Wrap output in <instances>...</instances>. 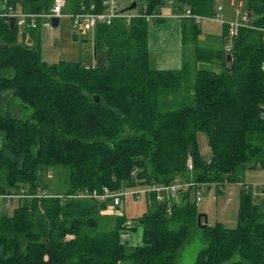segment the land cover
Returning <instances> with one entry per match:
<instances>
[{
	"label": "trees",
	"instance_id": "1",
	"mask_svg": "<svg viewBox=\"0 0 264 264\" xmlns=\"http://www.w3.org/2000/svg\"><path fill=\"white\" fill-rule=\"evenodd\" d=\"M53 1L8 3L43 13ZM102 1L67 0L64 11H102ZM170 1L178 14H215L214 0H144L130 23L118 17L92 31L94 65L50 64L40 27L12 29L0 17V196L20 202L0 216V264H264V208L247 188L233 228L204 225V216L199 224L191 200L193 189L221 193L247 170L264 168V0L246 1L247 21L231 36L230 50L196 47L195 63L219 69L193 67L184 57L180 68L159 69L150 21H164ZM193 16L181 18L184 44L189 28L195 40L201 32ZM224 30L231 33L229 23ZM54 165L68 171L61 191L48 189L45 170ZM176 180L181 203L171 204L163 191L161 199L142 193L148 209L133 220L142 229L137 245L123 239L136 229L126 215L99 230V213L114 201L89 194ZM189 245L197 246L187 261Z\"/></svg>",
	"mask_w": 264,
	"mask_h": 264
},
{
	"label": "rangeland",
	"instance_id": "2",
	"mask_svg": "<svg viewBox=\"0 0 264 264\" xmlns=\"http://www.w3.org/2000/svg\"><path fill=\"white\" fill-rule=\"evenodd\" d=\"M135 0H117L120 10L128 8ZM236 6L231 5V0H214L215 14L213 17H205L200 20L201 32L198 35V39L193 38L191 29L186 32V41L184 44V58L191 63L193 67L199 68H215L219 69L217 64H208L204 62L195 63V50L196 47H205L211 49H221L225 45L232 42L231 34L226 33L224 30V23H230V29L233 28V24H241L243 14L246 11V1L241 0L242 5L239 4V0H236ZM144 0H137L138 7L132 9L133 15L139 14V7H141ZM171 3H167L162 7V14L166 17L171 14ZM222 10H219V8ZM234 8H237L234 12ZM237 10H240V14H236ZM154 20L150 21V27L158 26ZM167 28L171 26L170 23L166 24ZM41 32V51L42 57L50 64L60 63L62 60L83 62L85 64L94 65L95 59V45L92 41V31L86 32L80 29H75L72 26V20L69 15H65L57 27L44 26L40 27ZM167 33V31H166ZM154 55L151 54V58ZM155 57L152 58V65L156 67ZM213 65V66H212ZM215 65V66H214ZM199 142L203 155L206 158H210L211 151L208 144L207 136L204 132L199 134ZM67 170L61 165H54L45 170V176L49 178V191H61L67 185L66 177ZM244 180H238L233 183H227L221 193H219L214 187L203 185L201 190V201L197 203L200 214H205L208 217V224L214 225L219 221H224V225L233 228L238 225V214L243 199L242 189L244 186H248L249 190L253 187L252 192L259 194L262 190L264 183V168L250 169L244 174ZM137 196L133 195V192H139ZM144 191L156 192L149 189H142V186H126L119 194L129 192L122 198V203L119 206H115L110 202L105 209L99 214V230L109 231L113 229L115 219L118 215H126L129 220H135L141 216L147 209V195L142 194ZM164 197L171 198L169 191H163ZM94 196V195H93ZM197 191L192 190L191 200L196 202ZM261 200L260 206L264 203V197L262 195L257 196ZM95 198V197H93ZM11 199V198H10ZM5 196H0V216L12 215L15 209L19 206V199L16 197L10 200ZM182 195H177L175 200H170L172 204L174 201L181 203ZM256 200V199H255ZM10 201V202H9ZM231 219V220H230ZM197 245H189L184 254H193ZM184 256V255H183ZM190 259L187 255V261ZM183 260V258H182Z\"/></svg>",
	"mask_w": 264,
	"mask_h": 264
},
{
	"label": "built area",
	"instance_id": "3",
	"mask_svg": "<svg viewBox=\"0 0 264 264\" xmlns=\"http://www.w3.org/2000/svg\"><path fill=\"white\" fill-rule=\"evenodd\" d=\"M172 1H170L171 3ZM67 5V0H54L53 5L51 8L43 13H33V12H27L23 11L16 6L9 5L8 0H1L0 1V17H4L8 23H10L11 20H14L15 27H18L19 30L24 29H35L39 28L42 25L44 26H53V20L55 18H59L60 20L65 16L69 15V17L72 20V26L75 29H80L86 32L93 31L98 24H111L112 21L115 18L122 17L126 20L127 23H130L132 18L138 16L133 15L131 12H122L119 8V3L117 0H103L102 11H96L95 5H91L89 7H82L81 11L77 12H65L64 9ZM221 9V7H220ZM236 14H240V10H237ZM144 15V14H142ZM179 18L182 17H191L193 16L190 11L188 10L184 14H178ZM195 18L196 22H200L202 16H193ZM247 21V14L246 12L243 14L242 23L241 24H233V28L231 29V35L230 36H236L238 33V27L243 25ZM226 49L230 50L231 46L227 45ZM192 167V164L189 165ZM245 188L249 189L248 186H244ZM182 188V184L179 180H176V182L172 183L171 185H158L152 188V190L157 191L158 194L161 193L164 190L169 191L171 198L175 199L178 195L179 190ZM200 190L197 191L196 196V202L199 203L201 201V192ZM129 192L124 193H114L111 192L109 189H104V192H93L89 194V196L92 197H98L102 200L110 199L114 201L115 205H118L121 200V196L126 195ZM136 194H140L139 192H134ZM94 195V196H93ZM262 195L264 197V183L262 185ZM159 199L162 198V196H158Z\"/></svg>",
	"mask_w": 264,
	"mask_h": 264
},
{
	"label": "crops",
	"instance_id": "4",
	"mask_svg": "<svg viewBox=\"0 0 264 264\" xmlns=\"http://www.w3.org/2000/svg\"><path fill=\"white\" fill-rule=\"evenodd\" d=\"M236 4H237L236 0H231L232 6H236ZM239 4L240 5L243 4L241 0H239ZM172 5H173L171 6L172 13L168 14L166 17H164L162 14L161 16L164 21H162L158 26L150 27L149 30L150 52L151 54L154 55L153 57H155L156 60L155 61L156 67L159 69H177L181 67L183 62L184 43H183V34H182V22H181V18L176 16L177 13L175 11L176 7L174 6V3ZM236 9L237 8H234V12ZM168 23L171 24L169 28H167L166 26V24ZM252 190L253 187L251 188V190L248 189V191H250L252 194L254 202L260 203L261 199L257 196L262 195V190L259 194L256 195L255 193H253L254 191L252 192ZM219 222L224 223V221H219ZM128 224L135 227L136 229L135 231L126 232L123 236V239L127 241L130 245H137L138 243L141 242V238H142L141 225L133 220H130Z\"/></svg>",
	"mask_w": 264,
	"mask_h": 264
},
{
	"label": "water",
	"instance_id": "5",
	"mask_svg": "<svg viewBox=\"0 0 264 264\" xmlns=\"http://www.w3.org/2000/svg\"><path fill=\"white\" fill-rule=\"evenodd\" d=\"M138 7V3H137V0H135V1H133L132 3H131V5L128 7V8H126V9H123V10H121L122 12H126V11H130V10H132V9H135V8H137ZM59 24H60V19L59 18H55L54 20H53V26L54 27H57V26H59ZM10 26H11V28L13 29L14 27H15V22H14V20H11L10 21ZM231 60H232V55L231 54H228V56H227V62H231ZM99 96H96L95 97V100H96V102H98L99 101ZM109 200H111V198L109 199ZM205 217V223H204V225H207L208 224V217L205 215V214H199V216H198V222H199V224H202V217Z\"/></svg>",
	"mask_w": 264,
	"mask_h": 264
}]
</instances>
